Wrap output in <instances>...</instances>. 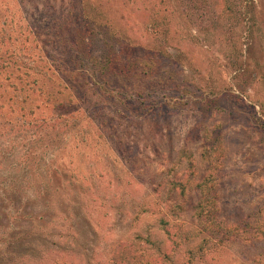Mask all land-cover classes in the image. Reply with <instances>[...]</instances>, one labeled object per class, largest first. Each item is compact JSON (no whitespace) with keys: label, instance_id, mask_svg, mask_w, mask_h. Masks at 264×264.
Listing matches in <instances>:
<instances>
[{"label":"rangeland","instance_id":"obj_1","mask_svg":"<svg viewBox=\"0 0 264 264\" xmlns=\"http://www.w3.org/2000/svg\"><path fill=\"white\" fill-rule=\"evenodd\" d=\"M206 2L195 13L180 0H0V23L17 39L9 51L28 66L54 59L71 71L70 43L87 42L77 31L90 21L119 37L113 52L130 64L83 89L79 69L73 84L30 72L37 85L21 94L8 86L17 81L3 82L8 96H34L38 110L7 101L0 109V198L9 177L20 183L17 203L0 202V264H147L163 255L181 264L187 252L199 264H264V128L255 121H264V0ZM102 47L94 57L106 55ZM136 70L154 75L139 81ZM101 88L125 101L113 106ZM64 111L76 112L52 120ZM48 188L49 208L32 202ZM201 196L231 238H209Z\"/></svg>","mask_w":264,"mask_h":264},{"label":"trees","instance_id":"obj_2","mask_svg":"<svg viewBox=\"0 0 264 264\" xmlns=\"http://www.w3.org/2000/svg\"><path fill=\"white\" fill-rule=\"evenodd\" d=\"M181 2H183V4H185L187 9L190 10H194V12L196 13L198 11V9L200 8H204V6L207 5L206 0H180ZM247 9V7H246ZM251 11V20L253 21L255 18V5L252 3L249 9V12ZM81 21H85L88 20V17L86 15L81 16ZM253 25V24H252ZM5 26L6 23L5 21H2V23H0V109L3 107V102H6L8 104H10L11 106L16 107V109L14 110H18V111H24L25 112L29 111V114L32 113V109L38 110V106H34L33 105V100L36 99L34 96L29 97L28 95L26 97L21 98L20 100L17 99V95L15 94V97L12 96H8L7 91L3 85L4 81H9L11 79L14 80V83L19 85L20 88H18L17 86H14L13 84H11L10 82H8V86L9 87H13L14 92H17L18 94L21 92H26V91H30L32 89L35 88V86L37 85V80L33 79L31 82H28L27 79L31 76L30 72L32 75H43V73H50L51 75H54L56 73H61L62 75H65L64 77L66 78L67 82H69V84H73L74 81V73L77 71V69H79V77H83L84 80L82 82V89L84 87H86V84H91L92 86L97 85L96 83L102 82V84L106 85L108 82H110L112 79L117 78L120 74L122 75L123 73H127V71L129 70V66L128 64H125V60L124 59V64L121 63L122 62V58L119 59V54H122L121 50L119 51L118 55H115V53L113 52V48L115 47L116 44H119L122 48V43L119 41V37L116 36L112 31H108L103 30L100 28V25H98L97 23H94L92 21H90L89 23L86 22V25H84L82 27V29H80L79 31H77L78 33H82L85 32V34L88 35V39L87 42H82L80 41V43H78L77 41H71L70 44H72L71 46H73L72 50L70 51V65H71V71H63L61 70L63 67V65L57 63L54 59H45V67L44 65H41L40 63L36 62L35 60H31V66H28L27 64L24 63V59H22V61H20V59L18 58L19 55L16 51H9L10 46L15 44V41L17 40L12 39L10 32L7 33L5 31ZM62 27V25H60ZM59 27H57L56 29L58 30ZM98 26V27H97ZM98 28V30H92V28ZM56 32V31H55ZM98 32V33H96ZM31 35V33H29ZM82 34H80L79 36H81ZM95 35H97L99 38H97L96 40H91L94 39ZM57 34H55L54 36V40L55 38L57 39ZM36 37V34L31 35V38ZM25 42H28V39H25ZM24 42V43H25ZM34 42V41H33ZM38 41H36L35 46H37ZM58 42H56L57 44ZM100 43V46L102 45L103 47L101 49H106V55H104V53H99L100 56L99 57H94L93 56V51L92 50L95 46V44ZM20 45H23V43H20ZM58 45V44H57ZM251 49V48H250ZM87 53V57L83 56V54ZM118 53V52H117ZM30 58V57H29ZM31 59V58H30ZM44 59V57H43ZM94 61V62H93ZM98 61V62H97ZM96 62V63H95ZM53 65L55 67L51 68L48 65ZM47 66V68H46ZM79 67V68H78ZM45 69V72H44ZM89 71L91 72V76L92 78H89L86 80V78H88L89 75ZM136 80L138 79L139 81H143L146 80V78L150 79L151 76L154 75V71H149V70H136ZM4 74V75H3ZM47 74V73H46ZM158 76L161 77V79H165L166 76L164 75L163 72L160 73H156ZM251 80L254 79L255 76H253L254 74L251 73ZM262 81H264V66H263V70H262ZM48 75V74H47ZM56 79V77H55ZM94 79V80H93ZM99 80V81H98ZM59 81V79H58ZM109 84V83H108ZM59 85L62 86V83L59 81ZM77 85V84H76ZM77 87H80V84H78ZM32 88V89H31ZM62 89L66 90V91H72L71 89H74V86L72 85H63ZM103 89V88H101ZM106 93L109 94L113 93L115 95L120 94L122 96H126L127 93H125V91H122L121 89L118 88H111L108 89L109 91H107L106 89H103ZM108 98L111 99V103L113 106L117 107L118 104L117 103H121L124 102L125 100L120 99L116 96L110 95L107 96ZM72 98V97H71ZM8 99V100H7ZM73 100V98H72ZM128 101V99H126V102ZM48 102V101H47ZM71 107L73 103H71V101H68L66 103ZM143 103H140V105H143ZM58 106H55V108L57 107H66L64 103L62 104H57ZM163 105V103H161V106ZM261 109H262V114H264L263 108H264V104H259L258 105ZM113 108V107H112ZM154 109L158 108V105L156 103H154ZM138 111H140L139 109H134L131 112H133L132 114H138ZM76 111H71V113H62V114H53L52 115V120L54 118V121L59 120L60 122H64L67 123L68 119L70 117H72L75 114ZM127 113H130V110L126 111ZM145 113H143V111H140V115H145ZM3 120V113L0 115V121ZM58 121V122H59ZM256 124L258 126V128H264V121H261L260 119H256ZM41 123H44V120L41 121ZM4 124V122L0 123V126ZM44 166V170L43 172L48 175V171H51V174L49 175L52 179H54L55 175H57V171L56 170H52V166L51 165H47L45 167ZM10 180H12L11 182H7L4 186V188L8 189L7 192H4V197L0 198V202L4 203V201L6 203H17V199L20 198V194L18 193V190L16 189L17 185H19V180L15 179L14 177H9ZM24 181V180H22ZM47 184V183H46ZM205 188V187H204ZM49 189V188H48ZM48 189H44L45 191L38 193V195H34L35 198L32 201L33 203L37 204V201L39 199V201H43L42 202V207L46 208V206L49 208L51 205V198L52 196L55 195L56 190H54L53 188L48 191ZM203 192V191H202ZM12 198V199H11ZM208 204H210V200L207 199V197L205 196H201L200 202L197 205V218L199 220V222L201 223H205V230H208V234L210 239H214L215 237H221V241L222 240H227L229 238L232 237V231L233 229L230 226H226L225 228H222L221 223L220 222H216V217L214 216V211H215V207H209L208 208ZM39 205V204H38ZM216 212V211H215ZM43 214H47V212H40V215H30V221H39L43 218ZM30 223V222H29ZM21 233V232H20ZM24 233V232H23ZM17 234V233H16ZM24 236H26V234L24 233ZM28 236V235H27ZM21 243V242H19ZM22 246V244H21ZM127 249V247H126ZM36 250L35 248L30 250L34 251ZM27 252V251H26ZM188 256H185L181 262V264H199L202 261V258L199 256H195L193 253L191 252H187ZM126 259H124L125 261ZM126 262V261H125ZM173 261H171V257H168L166 255H163L161 257H157L156 259H154L152 262L148 261L147 264H172ZM127 264H139V263H135L134 261L128 262Z\"/></svg>","mask_w":264,"mask_h":264}]
</instances>
